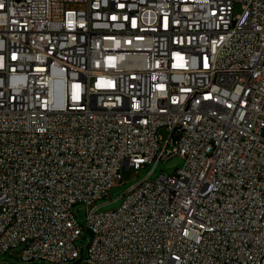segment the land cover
I'll return each instance as SVG.
<instances>
[{"label": "built area", "instance_id": "built-area-1", "mask_svg": "<svg viewBox=\"0 0 264 264\" xmlns=\"http://www.w3.org/2000/svg\"><path fill=\"white\" fill-rule=\"evenodd\" d=\"M85 230L88 264H264V0H0V255Z\"/></svg>", "mask_w": 264, "mask_h": 264}, {"label": "rangeland", "instance_id": "rangeland-1", "mask_svg": "<svg viewBox=\"0 0 264 264\" xmlns=\"http://www.w3.org/2000/svg\"><path fill=\"white\" fill-rule=\"evenodd\" d=\"M241 12L240 5H237L235 13ZM164 139L169 135L167 127H161L158 132ZM185 163V159L180 155H175L167 160H161L156 165L154 172L150 175L151 178L158 176L161 172L165 174H175L178 168H181ZM154 167V164H147L141 168L131 167L127 169L125 166L122 169V182L114 185L107 197L101 198L97 201V205L100 206L99 210L111 211L119 208L123 201L124 192L133 184L137 183L145 176L148 175L150 170ZM80 223L85 224L86 221V209L83 204H78L74 208ZM91 233L85 230L84 233L79 237L75 244L81 249L82 259L72 264H88L87 258V244L90 240ZM37 263H41L37 261ZM0 264H26L13 252L0 255ZM34 264V263H31ZM46 264V263H41Z\"/></svg>", "mask_w": 264, "mask_h": 264}]
</instances>
